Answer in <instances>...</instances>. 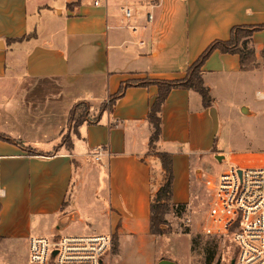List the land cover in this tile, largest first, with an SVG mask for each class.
Returning a JSON list of instances; mask_svg holds the SVG:
<instances>
[{"label": "crops", "instance_id": "0c3cea01", "mask_svg": "<svg viewBox=\"0 0 264 264\" xmlns=\"http://www.w3.org/2000/svg\"><path fill=\"white\" fill-rule=\"evenodd\" d=\"M95 1L0 0V134L24 146L0 140V244L30 239L32 226L51 237L104 230L119 246L124 237L137 243L151 234V207L165 183L156 153L172 156L174 204L192 201L205 183L214 188L224 172L214 163L264 156L232 145L250 118L264 123V106H251L264 102V30L252 37V69L219 50L207 60L211 108L195 91L172 90L156 153L148 120L156 85L127 88L97 125L71 134L72 148L56 150L78 102L96 114L122 83L184 78L233 27L264 25V0Z\"/></svg>", "mask_w": 264, "mask_h": 264}, {"label": "built area", "instance_id": "2783aa9c", "mask_svg": "<svg viewBox=\"0 0 264 264\" xmlns=\"http://www.w3.org/2000/svg\"><path fill=\"white\" fill-rule=\"evenodd\" d=\"M96 0L95 5H100ZM126 18L131 17L125 10ZM102 148L94 152L100 160ZM259 161L228 160L215 183L203 232L227 240L231 264H264V156ZM253 160V159H252ZM111 234L32 236L28 264H103L112 250Z\"/></svg>", "mask_w": 264, "mask_h": 264}, {"label": "rangeland", "instance_id": "374dc122", "mask_svg": "<svg viewBox=\"0 0 264 264\" xmlns=\"http://www.w3.org/2000/svg\"><path fill=\"white\" fill-rule=\"evenodd\" d=\"M261 61L264 62V53H262ZM251 106L252 108L263 107L264 102L253 98ZM256 117L258 116H253L249 122L242 124L240 141L237 145L232 144L252 154L264 151V123L261 117H258V121ZM251 128H254L256 132L253 140L250 139ZM225 150H227L226 147ZM150 151L156 153L155 149ZM251 161L258 162L259 160L255 158ZM213 165L219 166L216 170H221L220 173L226 170V161L222 165L219 162ZM212 189L214 188L211 183L210 186L205 183L203 189L186 204H174L170 201L171 199L167 201L168 206L164 221L160 225V234L151 232L143 241L137 243L132 238L124 237L120 246L114 240L112 250L104 258L105 263L158 264L161 260L167 259L177 264H231V244L226 239L207 236L203 232L210 200L209 191L213 192ZM96 215L98 217L95 220L101 222V228H105L102 217L98 212ZM75 226L77 228V225ZM73 227L72 231L75 230ZM43 229V227L33 228L32 226L31 235L50 236ZM92 233H105V231L90 230L88 232V234ZM28 258L29 239H17L11 243L0 244V264H28Z\"/></svg>", "mask_w": 264, "mask_h": 264}, {"label": "trees", "instance_id": "16d2710c", "mask_svg": "<svg viewBox=\"0 0 264 264\" xmlns=\"http://www.w3.org/2000/svg\"><path fill=\"white\" fill-rule=\"evenodd\" d=\"M264 30V25L254 26H235L231 30L230 39L226 41L217 40L211 43L200 57L189 66L184 78L176 80H142L130 81L122 83L118 92L109 97L108 104L105 102L100 107L96 114L92 113V106L81 101L73 106L68 117V128L63 134L58 150L62 146L68 149L73 147L71 134H79V128L84 124L97 125L103 114L109 110L113 111L118 100H120L127 88L131 86L147 87L156 85L158 87V96L150 108L148 120L152 125V136L150 139V150H156V144L160 141L162 135V106L168 96L174 89L192 90L197 92L202 99V104L205 109L211 108L214 104V98L211 95L210 89L205 85L203 78V67L214 51L219 50L222 53L237 54L240 57L242 70H250L256 65L255 50L252 47V37L255 33ZM264 53V50L263 52ZM0 140L8 141L24 147L20 142L11 139L8 136L0 134ZM162 163V168L165 172V183L158 191L155 202L151 207L150 230L152 234H160V225L164 221V216L167 210V201L171 199L172 188L174 182L173 160L171 154L167 152L156 153ZM114 240L117 243L116 238Z\"/></svg>", "mask_w": 264, "mask_h": 264}, {"label": "water", "instance_id": "95a60500", "mask_svg": "<svg viewBox=\"0 0 264 264\" xmlns=\"http://www.w3.org/2000/svg\"><path fill=\"white\" fill-rule=\"evenodd\" d=\"M158 264H177L171 260L163 259Z\"/></svg>", "mask_w": 264, "mask_h": 264}]
</instances>
